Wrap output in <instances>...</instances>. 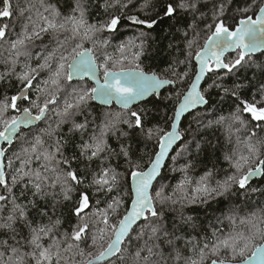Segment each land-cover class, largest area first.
Instances as JSON below:
<instances>
[{
    "label": "snow or ice",
    "instance_id": "1",
    "mask_svg": "<svg viewBox=\"0 0 264 264\" xmlns=\"http://www.w3.org/2000/svg\"><path fill=\"white\" fill-rule=\"evenodd\" d=\"M231 3L232 0H214L211 22H205L203 29L198 30L193 19L182 33L187 55L184 59L172 60L164 74L145 70L143 66L141 58L149 49V33L140 32L138 37L120 43L119 55L105 53L110 40L102 34L115 36L125 20L133 26L152 30L166 18L176 16L178 10L197 13L201 0H164L161 10L155 12V18L125 16L123 9L128 5L124 0H104L101 7L106 18L95 23L88 18L85 0H75L67 15L45 0L35 3L28 0L25 7L17 3L18 15L27 23L22 26V35L10 43L8 62L11 67L0 73V81L16 75L22 87L18 94L0 101V142L11 146L24 135L22 129L45 120L53 110L50 105L58 103L61 93L70 95L71 100H66L63 109L56 113L59 119L55 128L41 130L26 147H21L16 157L20 166L11 177V186L4 163L7 149L0 147V188H3L0 193V232L6 235V238H0V264H105L111 257L121 260V264H264V205L245 215H240V205H233L226 214L215 216L206 226L184 214L189 205L222 203L224 198L238 195L243 197L241 203H244L253 194L264 195V187H252L254 179H264V135H261L264 133V83L250 99H244L240 94L248 83L226 84L239 71L247 73L253 65L264 73V63L256 64L252 59L255 53L264 51V0H250L244 7L235 9L236 15L229 22L226 13ZM149 8L155 11L154 0H143L141 10ZM12 15L11 0H5L0 17ZM207 15L200 12L202 20ZM8 30V24L0 25V41L5 40ZM45 35L55 41L56 47L47 50L45 46L44 50L36 52V66L25 62L23 71L17 74L20 58L33 59L30 46L35 41H42ZM61 35L65 37L64 42H60ZM68 40L76 41L74 46L66 47ZM86 41L91 42L92 47H85ZM193 53L197 69L189 83V71L178 69L180 65L190 66ZM45 71L51 74L42 81V86L36 87L33 100L29 93L34 88V81ZM86 78L91 83H87ZM206 78L211 79V83L205 88L202 81ZM255 79L254 73L249 83ZM74 80L75 85L71 83ZM166 85H175L177 89L164 99L178 101L168 117V129L159 123L152 124L149 110H132L137 101L149 96L159 97L160 89ZM181 85L185 88L182 92L179 90ZM213 89H221L239 103L228 115H220L207 125L203 124L204 114L197 113L188 130H192L193 123L197 127L215 124L227 128L229 140L233 133L236 134V143L242 144L244 151L233 150L231 154H225L231 174L216 179V170L210 169L194 179L187 175L192 168L187 163L184 179L171 192L165 191L167 185L164 184L155 189L154 182L161 177L174 145L184 139L180 130L182 117L190 110L208 105ZM25 101L30 106L21 108L18 102ZM93 101L104 105L115 102L120 110L102 113L98 124L87 118L76 123L73 117L81 110H88ZM9 110L17 114L6 115ZM66 120H73L70 132L81 133V142L75 145L78 156L75 153L65 155L69 141L57 133ZM90 125L93 126L91 131ZM242 130L245 132L243 140L240 139ZM133 133L156 142L157 150L144 163L133 160L130 143H118V150L109 143L110 138L128 141ZM85 134L87 139L83 138ZM121 156L130 169V197L125 193L109 198L110 202L101 208L99 199L93 201L87 190H81L72 209L76 222L70 225V231L63 232L60 231L63 219L56 217L53 220L46 208L38 207V201H46L49 197L55 199L58 194L64 201H71L72 193L81 185L84 189L94 188L92 196L119 190L123 177L110 164L101 166L99 171L88 172L87 168H72V163L83 160L90 166L96 160L107 161ZM7 166H12L11 159ZM89 176L90 181L85 183ZM25 178H28L27 183L17 197L13 187ZM57 188L59 193L55 191ZM25 190L31 191V199L21 202ZM32 209L47 217L48 223H34L30 217ZM168 212L173 215L167 216ZM185 227L191 231L185 232ZM133 233L142 241L135 248L131 247Z\"/></svg>",
    "mask_w": 264,
    "mask_h": 264
},
{
    "label": "trees",
    "instance_id": "2",
    "mask_svg": "<svg viewBox=\"0 0 264 264\" xmlns=\"http://www.w3.org/2000/svg\"><path fill=\"white\" fill-rule=\"evenodd\" d=\"M27 2L28 0H11L13 15L9 18L0 17V25H9L8 34L5 40L0 41V73L5 72L6 69L11 67L10 63L8 62L10 43L11 41L17 39L18 36L22 35V26L27 23L26 19L18 15L16 5L19 3L21 7H25ZM31 2L35 3L36 0H31ZM45 2L54 4L64 15H67L70 9L74 6L75 0H45ZM163 2L164 0H154V11L151 8L141 10V4L143 3V0H124V3H126L128 6L123 9V11L125 16L138 15L141 18H145L146 16L155 18V12L161 10V4ZM169 2H172V0H169ZM176 2H179V0H176ZM248 2H250V0H232V3L228 5V12L226 13L229 18V22H231L232 17L236 15L234 10L244 7ZM103 3L104 0H85L90 22L95 23L98 20L106 18L107 14L101 7ZM213 3L214 0H201L199 11L195 14L185 10H178L176 16L171 19L166 18L163 23L159 24L152 30H149L143 26H133L131 22L125 20L122 22L115 36H110L108 33L102 34L103 37L110 40V45L104 49V51L108 55H119L117 49L120 43L127 41L129 38L138 37L140 32L149 33V49L141 58L143 66L145 70H153L164 74V70L168 67L172 60L176 59L177 57H179V59H184L185 55H187V50L184 47L185 38L182 33L185 29H187V26L193 21V19L196 20V23L199 26L198 30L204 28L205 22H211L210 16ZM3 6V1H0V10H3ZM37 7H39V5H37ZM40 11L43 12V8H40ZM200 12L208 14L204 20L200 18ZM25 15H27V13ZM29 28H31V25ZM188 31L191 37V30L188 29ZM203 35L204 33L201 32V37H203ZM59 39L60 42H64L65 37L61 35ZM75 42L76 41L68 40L65 46H74ZM138 42L139 41H137V43ZM200 44L202 46L203 39L200 40ZM169 45H171V47H169ZM45 46H47V50H51L52 48L56 47V43L55 41L51 40L50 36L48 35H45L42 41H35L34 45L30 46V51L33 53V59L26 60V58L21 57L20 63H18L16 66V73L19 74L23 71V64L25 62H28L33 67H35L37 63L35 59V53L44 50ZM84 46L92 47V44L91 42L86 41ZM97 56H100L99 52H97ZM252 59L256 61V64L264 63V52L253 55ZM98 62L102 63L103 61L102 59H98ZM178 70L189 71L188 82L190 83L196 72L194 53L190 62V66L180 65ZM254 73L256 79L254 82L249 83V81L252 80ZM50 74V72L45 71L41 72L40 76L37 77V80L34 81V88L29 95L31 99L34 100L36 98V87L42 86V81L46 80ZM241 81L249 84L248 87L241 90V97L244 99H250L252 94L255 93L259 88L260 84L264 83V73H261L255 68V65H253V67L249 69L247 73H245L244 70L239 71L234 78L228 79L226 84L227 86H232L234 83ZM86 82L91 83V81L88 80H86ZM71 83L75 85L77 82L74 81ZM208 83H211V79L206 78L203 87L206 88ZM21 87L22 85L16 78V75L8 76L5 80L0 81V101H3L5 97L10 98L11 96L18 94ZM176 89L177 86L175 85L169 86L164 89L159 97L153 96L150 99L134 106L132 110H137L138 108L149 110V112L152 113L151 123H159L161 127L168 129L170 125L168 117L172 115L175 104L178 103V101L174 99H164V97L170 96ZM179 90L181 92L184 91V86L181 85ZM210 96V103L205 108L198 109L184 118L181 129L184 134V139L174 149L161 177L154 185L155 189L158 190L159 185L164 184L167 185L165 191L171 192L172 189L184 179V165L187 163L192 165V168L188 170L187 175L194 179H198L210 169L216 170V179H222L225 175L231 174L232 169L229 166V162L224 159L225 154H231L233 150H239L240 152L244 151L243 145H237L236 143V134L233 133L231 135V140H229V132L227 128L224 125L215 124L211 125L210 127H197L193 123L192 130H188L189 124L192 123L193 116H196L197 113L204 114L203 124L207 125L208 121L215 120L220 115H228V113L235 109L237 103H239V101H237L234 97L231 95H226L221 89H213L210 93ZM257 99H259L258 95ZM66 100L70 101L71 96L61 93L58 103L56 105H50V108L53 110L49 112L47 118L30 129H23L22 132L24 135L16 139L15 143L7 149L5 164L6 175L10 186L11 177L15 174V169L20 166V160H18L16 157L20 154L21 147H26L27 142H30L34 135H39L41 130L47 129L49 127L55 128L59 119L56 113L63 109L64 102ZM29 106L30 105L27 101L20 103L21 108ZM119 110L120 108L116 105L109 108L98 105L95 101H93L90 102V108L88 110H81V112H78L73 117V120L76 123H82L84 122L85 118H87L89 121L95 120V122L98 124L102 118V113ZM16 114L17 113L14 110H9L6 115L11 116ZM73 120H66L57 130L58 135H62L64 139L69 141V145L65 151V155L67 156H71L74 153L77 156L79 155L78 152H76L75 145L81 142V133L69 131V129L72 128ZM92 127L93 126L90 125L89 131H91ZM261 135H264V133H261ZM83 138L87 139V135L85 134ZM244 138L245 132L242 130L240 133V139L243 140ZM109 143L113 148H117V150L118 143H130L132 145L131 152L133 160H141L142 163L146 162L149 156L157 150L156 142L154 140H145L144 138L139 137L136 133H133L132 138L128 141L121 140L118 142L115 138H110ZM197 144H199V147H197ZM185 149H187V151H184ZM9 159L12 160L11 167L7 166ZM109 164L112 167H115L123 177L119 190L114 189L112 193L107 195L101 193L97 194L96 196H92V193L95 191V189H84L83 185H81L80 188H77L76 192L72 193L71 201H64L62 196L59 194L55 197V199L49 197L46 201H38V207L46 208L48 210V215L51 216L53 220H55L56 217H61L63 219L64 223L60 226L61 232L64 230L70 231V225L76 222V218L72 213V209L75 205V202L79 199V192L81 190H87L89 192L90 198H92L93 201L99 199L101 201L99 205L101 208L105 207L106 202H110L109 198L124 196L125 193H128L130 197V169L128 168L125 158L122 156L111 157L107 161L96 160L91 162L90 166H88L87 162L83 160H77L73 161L72 168L78 170L87 168L88 172H93L99 171L101 166H108ZM32 166L35 167L36 165L33 164ZM90 179L91 177L89 176V180H86L85 183H88ZM27 180L28 178H25L23 182H18L13 187V193L17 197H20V192L24 190V184L27 183ZM252 187H264V179H255L252 182ZM55 191L59 193V188H57ZM2 192L3 188H0V193ZM129 197H125V199H128ZM27 199H31L30 190H25V197L20 198V201L26 202ZM242 200L243 197L238 195L236 197L224 198L222 203L210 202L209 205H189L185 207L184 214L193 216L197 219V224L206 226L209 221H214L215 216L226 214L233 207V205H240V215H245L249 211L254 210L256 207L264 205V195L259 193L253 194L251 199L244 201V203H241ZM175 207L178 209L179 205ZM166 215L171 217L173 213L168 212ZM30 217L33 219L34 223H48L47 217H42L36 209L30 210ZM189 231H191V229L185 227V232ZM0 238H6V235L3 232H0ZM138 243H142V241H139L137 239L136 233H133L131 237V247L135 248ZM82 246L88 247L85 245ZM89 250L95 251L94 249ZM105 264H121V260L114 257L113 259L105 262Z\"/></svg>",
    "mask_w": 264,
    "mask_h": 264
},
{
    "label": "water",
    "instance_id": "3",
    "mask_svg": "<svg viewBox=\"0 0 264 264\" xmlns=\"http://www.w3.org/2000/svg\"><path fill=\"white\" fill-rule=\"evenodd\" d=\"M261 52H264V51L257 52V53H255L254 55H257V54H259V53H261ZM195 63H196V61H195ZM196 69H197V64H196ZM193 78H194V77H193ZM86 80H87V78H86ZM74 81H75V80H74ZM74 81H73V82H74ZM204 82H205V81H202V86H203ZM169 86H174V85H166V86H164L162 89H160V95H161V93L164 91V89H166V88L169 87ZM29 95H30V93H29ZM151 97H153V96H149V97H146V98H145L144 100H142V101H137V102H135V104L132 106V108H133L134 106H136V105H138V104H140V103H142V102H144V101L150 99ZM95 102H96L98 105L105 106V107H109V108L113 107L114 105H116V106H118V107L120 108V106H119L118 104H116L115 102H113L111 105H104V104L100 103L99 101H95ZM206 106H207V105L199 106L198 109L205 108ZM198 109H196V110H198ZM196 110H190L189 113L185 114V116L182 117V121H181V124H180V130L182 129V122H183L184 118H185L186 116H188L190 113H192V112H194V111H196ZM40 122H41V121H38V122H36L34 125H31V126H29L28 128H24V129H30L31 127L36 126V125L39 124ZM181 131H182V130H181ZM182 133H183V132H182ZM183 135H184V134H183ZM15 141H16V140L13 141L12 145L15 143ZM182 141H183V140H182ZM182 141H178L177 144L174 145L173 150L170 152L169 157H168V158L166 159V161H165V165H167V163H168V161H169V159H170V157H171V155H172L174 149H175V148H176V147H177ZM12 145H11V146H12ZM11 146H9V144H8L7 142H0V147H3V148H5V149H8V148L11 147ZM5 157H6V152H5V156H4V163H5ZM165 167H166V166H165ZM165 167L162 169V173H163ZM5 172H6V164H5ZM162 173H161V175H162ZM158 179H159V178H158ZM256 179H259V178H256ZM254 180H255V179H254ZM254 180H253V181H254ZM156 182H157V181H156ZM156 182H154V185H155ZM130 183H131V180H130ZM113 258H114V257H111V258H109L107 261H109V260H111V259H113ZM107 261H106V262H107Z\"/></svg>",
    "mask_w": 264,
    "mask_h": 264
},
{
    "label": "flooded vegetation",
    "instance_id": "4",
    "mask_svg": "<svg viewBox=\"0 0 264 264\" xmlns=\"http://www.w3.org/2000/svg\"><path fill=\"white\" fill-rule=\"evenodd\" d=\"M0 1H3V3H4V6H3V8L5 7V0H0ZM19 104H20V102H18ZM23 130V129H22Z\"/></svg>",
    "mask_w": 264,
    "mask_h": 264
}]
</instances>
